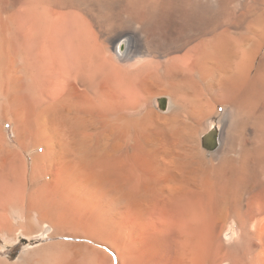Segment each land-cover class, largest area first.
Masks as SVG:
<instances>
[{
    "label": "bare ground",
    "instance_id": "bare-ground-1",
    "mask_svg": "<svg viewBox=\"0 0 264 264\" xmlns=\"http://www.w3.org/2000/svg\"><path fill=\"white\" fill-rule=\"evenodd\" d=\"M108 1L0 0V264H264V0Z\"/></svg>",
    "mask_w": 264,
    "mask_h": 264
},
{
    "label": "rangeland",
    "instance_id": "rangeland-1",
    "mask_svg": "<svg viewBox=\"0 0 264 264\" xmlns=\"http://www.w3.org/2000/svg\"><path fill=\"white\" fill-rule=\"evenodd\" d=\"M108 1V0H107ZM112 3H111V2ZM110 1H108V2H110V4H111V9H112V15H111V17H110V19L111 20H113L114 22H115V13H114V0H110ZM114 6H113V5ZM113 6V7H112ZM107 19V18H106ZM107 21V20H106ZM170 25V24H169ZM109 30H111V31H109ZM109 31V32H108ZM116 32H117V30H116V26L114 25V26H112V27H110V28H108L107 30H105V35H106V37H107V35H108V37H114L113 35H115L116 34ZM109 45V44H108ZM50 230V228L49 227H47V226H45L44 228H43V232L41 233V235H39L38 237L40 238L39 240H37L36 242H35V244H37V243H39V242H41V243H45V242H47V241H50V240H56L57 238H53V239H51V238H45V236H46V233L48 232ZM33 244V241L32 242H30L29 240H27V238H24V237H19V238H17L16 240H14V241H10V242H5L4 240H0V249H2V252H5V254L7 255V257H8V259H10V260H14V259H16V257L19 255V253L21 252V251H23L25 248H27V247H29V246H31Z\"/></svg>",
    "mask_w": 264,
    "mask_h": 264
}]
</instances>
